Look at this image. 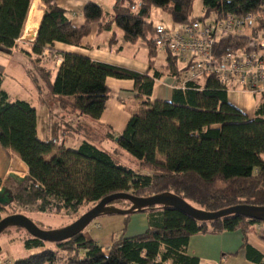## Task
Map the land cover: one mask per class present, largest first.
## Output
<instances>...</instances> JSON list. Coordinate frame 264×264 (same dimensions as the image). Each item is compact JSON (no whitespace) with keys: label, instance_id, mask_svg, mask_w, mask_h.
Here are the masks:
<instances>
[{"label":"trees","instance_id":"trees-1","mask_svg":"<svg viewBox=\"0 0 264 264\" xmlns=\"http://www.w3.org/2000/svg\"><path fill=\"white\" fill-rule=\"evenodd\" d=\"M40 1L43 14L35 39L25 51L33 69L41 72L46 88L62 108L93 121L105 108L109 92L106 78L132 80L139 107L131 112L124 129L118 135L110 133L109 138L115 140L117 150L127 152L150 173L117 163L110 151L85 139L75 149L56 140L38 139L36 109L27 101H9L0 89V146L26 165L29 176L13 189L12 203L0 204V220L12 204L38 212L71 214L120 192L140 197L170 192L204 211L238 204L264 206V102L249 118L228 101V87L213 76H205L203 84L189 79L186 66H180L168 51L164 52L165 63L156 65L158 49L150 21L152 7L167 11L176 24L253 14L257 26L249 28L247 34L216 40L213 54L220 57L228 51L244 50L253 38L264 39V0H201V16L191 15L193 0H114L109 13L98 3L87 1L81 10L84 23L80 27L72 24V12L56 0ZM31 3L0 0V48L9 51L17 46ZM94 25L97 34L111 32V44L117 43L114 28L126 44L142 41L147 48L148 71L140 73L68 52L61 53L58 68L42 66L44 49H51L55 42L81 46ZM164 75H184V86L173 89L169 101L152 100L155 80ZM110 205L126 209L130 203L114 200ZM138 212L146 214L145 231L133 236L121 234L112 239L106 252L96 240L86 237L84 230L61 242H46L12 226L24 231L23 247L36 251L7 264H199L198 257L186 252L190 236L237 230L243 235L241 248L246 259L264 264L263 254L246 241L249 232H257L259 226L264 230V222L237 214L199 221L161 205L134 213ZM130 215H123L125 222ZM4 231L10 233L9 227L1 233Z\"/></svg>","mask_w":264,"mask_h":264},{"label":"crops","instance_id":"crops-1","mask_svg":"<svg viewBox=\"0 0 264 264\" xmlns=\"http://www.w3.org/2000/svg\"><path fill=\"white\" fill-rule=\"evenodd\" d=\"M87 1L90 0H63L62 5L56 0V3L70 10L72 12L70 17L72 24L80 27L84 23L81 10ZM43 9L44 5L40 0H32L25 31L32 30L34 34L36 33ZM245 31L247 30L245 29ZM115 32L117 43L111 44V32L97 34L96 26L94 25L92 26L91 33L82 40L81 46H70L55 42L51 49H44L41 64L43 66V63L46 61V69H50V64H53V68L56 69L62 61L61 53L68 52L81 54L92 60L129 68L140 73L147 72V48L145 44L141 45L140 42L142 41H138L133 45L126 44L122 36L118 35L117 31ZM116 49H119V51H116ZM23 50L29 51V46ZM51 50L54 54L51 53ZM139 51H142V55L138 57ZM164 52L158 50L155 58L156 65L159 66L165 63ZM179 64L184 67L182 63L179 62ZM149 73L152 74V70ZM183 76L174 78L164 75L156 79L151 99L169 101L173 89L178 87L183 88L186 80ZM106 85L109 90L108 98L100 118L96 121L75 113H69L68 110L58 104L57 99L54 97L60 109L59 118H62L64 122L62 129L65 130V133L61 138V142H63L65 147L75 149L84 139L98 146L100 145V141H102L101 143L106 142L108 144L111 143V146H116L115 140L110 139L109 134L118 135L124 129L131 112L139 107V101L136 99L132 80L107 77ZM226 96L233 106L239 108L249 118H253L258 105L264 102V82L259 85L257 90H247L241 86L232 84L228 87ZM59 130H61L60 127ZM11 173L18 177L28 175L26 165L14 153L0 146V179H5L7 184L12 183L16 185L14 180H6ZM7 184L6 186H8ZM146 228V214L142 213L137 219H132L131 216L125 235H137L144 232ZM261 228L259 226V229ZM112 234L114 232L110 229L104 231L94 227L89 231H84V235L96 240L104 252L107 251L112 242ZM23 236V234L19 236L21 243ZM242 237L243 235L240 230L218 234L192 235L188 240L186 252L190 256L198 257L199 264H254L246 259V252L241 248ZM246 241L264 256V230L249 232L246 236ZM7 263L9 262L6 261L4 264Z\"/></svg>","mask_w":264,"mask_h":264},{"label":"rangeland","instance_id":"rangeland-1","mask_svg":"<svg viewBox=\"0 0 264 264\" xmlns=\"http://www.w3.org/2000/svg\"><path fill=\"white\" fill-rule=\"evenodd\" d=\"M98 3L104 10V12H112V7L114 0H90ZM59 4H63V0H58ZM192 16L202 15V4L201 0H193L192 2ZM150 21L153 27L157 25L170 26L172 25L171 17L167 11L159 9L157 7H152L150 11ZM247 31H243L245 34ZM26 24L23 30L22 36L17 40V46L7 51L0 48V73H1V86L0 89L7 93L9 101L23 100L27 101L31 106L36 109L37 114V137L42 141L56 140L61 142V138L65 133L63 127V119L59 118V106L57 104L54 96L46 88V83L41 78V72L33 69L32 64L28 58V55L23 49L29 46L31 41L28 38L27 33L33 32L25 31ZM117 31L118 35H121L118 29H113ZM36 34V33H35ZM110 35V34H109ZM35 36H32L35 39ZM34 41V40H33ZM144 45L143 42H140ZM144 47V46H143ZM142 55V51L138 52V57ZM43 59V58H42ZM46 69V61L43 63ZM50 68L53 64H50ZM196 80L203 84L205 77L201 76ZM57 115V116H55ZM59 127L61 130H59ZM61 131V132H60ZM99 147L110 151L114 160L123 164L124 166L131 167L135 170L140 171L144 174H149L147 169L139 167L138 162L135 158L130 156L127 152L123 150H117V146H111L106 142L101 143ZM1 186L6 185L5 179H1ZM8 188L14 189L16 185L12 183L7 184ZM95 205V204H94ZM94 205L88 204L81 207L76 213H53V212H38L34 211L32 208H18L14 204L7 206L3 212V215H9L14 213H20L30 218L39 228L45 231H53L61 229L71 222L76 220L81 214L92 208ZM118 207H125L124 204H117ZM142 215V212L133 213L130 215L132 219H137ZM127 224L125 222L123 215H101L95 218L90 224L84 229V231H89L90 229L99 228L106 231L110 229L114 234H112L113 239L117 238L121 234L125 235L127 231ZM10 233L3 232L0 234V264H4L6 261L9 263L14 262L18 258H23L26 255L35 252V249L27 250L23 247L21 243L20 235H24L23 230H15L14 227H9ZM259 230V229H258ZM8 238V236H10ZM103 244V241H102ZM101 244V245H102ZM46 246L50 245L45 243Z\"/></svg>","mask_w":264,"mask_h":264},{"label":"built area","instance_id":"built-area-1","mask_svg":"<svg viewBox=\"0 0 264 264\" xmlns=\"http://www.w3.org/2000/svg\"><path fill=\"white\" fill-rule=\"evenodd\" d=\"M256 26L257 19L250 13L193 19L170 26L157 25L154 42L158 50L168 51L186 66L189 79L213 76L227 87L236 84L247 90H257L264 82V39H251L242 51H228L220 57L213 54L219 37L242 34L246 28Z\"/></svg>","mask_w":264,"mask_h":264},{"label":"water","instance_id":"water-1","mask_svg":"<svg viewBox=\"0 0 264 264\" xmlns=\"http://www.w3.org/2000/svg\"><path fill=\"white\" fill-rule=\"evenodd\" d=\"M27 34L29 40L33 41L34 39L32 36L36 34H34V32H29ZM9 179L14 180L16 185H20L23 181L29 180V176L26 175L24 177H18L11 173L8 175L6 180L8 181ZM13 200V190L8 188L6 185L1 186L0 204L9 205L13 202ZM114 200L128 201L130 206L126 209H122L110 205V203ZM154 205L176 208L193 219L199 221H211L231 214H237L258 222H264V206L238 204L217 211H204L193 207L181 197L170 192L154 194L147 197H140L131 193L120 192L103 197L92 208L81 214L69 225L53 231L42 230L30 218L20 213L6 215L0 220V234L7 227L17 226L23 228L34 238L46 242H61L83 231L90 224V222H92L98 216L105 214L129 215L141 210L142 208Z\"/></svg>","mask_w":264,"mask_h":264},{"label":"flooded vegetation","instance_id":"flooded-vegetation-1","mask_svg":"<svg viewBox=\"0 0 264 264\" xmlns=\"http://www.w3.org/2000/svg\"><path fill=\"white\" fill-rule=\"evenodd\" d=\"M9 181V180H8Z\"/></svg>","mask_w":264,"mask_h":264}]
</instances>
